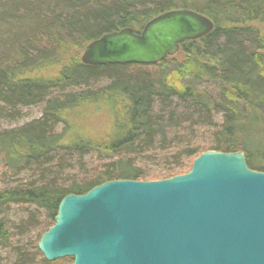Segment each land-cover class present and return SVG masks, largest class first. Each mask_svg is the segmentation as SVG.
<instances>
[{"label":"trees","instance_id":"16d2710c","mask_svg":"<svg viewBox=\"0 0 264 264\" xmlns=\"http://www.w3.org/2000/svg\"><path fill=\"white\" fill-rule=\"evenodd\" d=\"M183 8L215 29L176 56L150 66L82 63L103 35L140 33ZM26 12L32 26L0 62V121L45 107L39 120L0 132V216L28 211L19 223L0 219V264L4 250L10 264H73L49 263L38 248L69 195L184 175L208 151L244 152L264 172V0H32Z\"/></svg>","mask_w":264,"mask_h":264},{"label":"water","instance_id":"95a60500","mask_svg":"<svg viewBox=\"0 0 264 264\" xmlns=\"http://www.w3.org/2000/svg\"><path fill=\"white\" fill-rule=\"evenodd\" d=\"M215 23L187 8L91 42L86 66L158 65ZM39 251L49 263L264 264V172L244 152L208 151L192 170L151 182L117 180L69 195Z\"/></svg>","mask_w":264,"mask_h":264},{"label":"rangeland","instance_id":"374dc122","mask_svg":"<svg viewBox=\"0 0 264 264\" xmlns=\"http://www.w3.org/2000/svg\"><path fill=\"white\" fill-rule=\"evenodd\" d=\"M30 1L32 0H0V62L5 60L6 54L9 50H12L16 39L26 33V30L32 26L26 12L27 7H30ZM42 1L43 0H40V2ZM200 1L202 2L203 0ZM44 107L45 105L43 104L22 109L21 115L15 121L1 120L0 132L20 128L33 121L39 120L42 117ZM200 141L203 142L204 140ZM5 217L19 223L27 219L28 211L26 208L14 207L9 216H0V219ZM43 231L44 228H40L29 238H24V240H22V245H26L30 241L35 242ZM1 254L6 264L13 262L14 256L11 250H4Z\"/></svg>","mask_w":264,"mask_h":264}]
</instances>
